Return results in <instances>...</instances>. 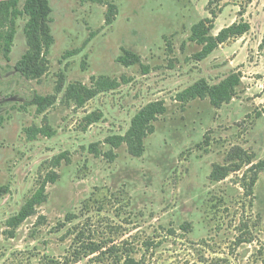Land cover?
<instances>
[{
    "label": "rangeland",
    "instance_id": "1",
    "mask_svg": "<svg viewBox=\"0 0 264 264\" xmlns=\"http://www.w3.org/2000/svg\"><path fill=\"white\" fill-rule=\"evenodd\" d=\"M50 4L55 43L40 81L16 68L28 50L27 16L17 21L9 60L0 45V187H9L0 194V264H123L128 255L144 264H264V168L257 166L264 160V0ZM211 12L214 35L241 20L251 29L196 61L202 47L189 40L191 29ZM123 49L139 55L148 72L120 64ZM233 73L241 85L219 109L208 99L176 100L202 79L217 85ZM60 74L63 92L38 112L33 100L54 95ZM93 76L121 85L83 107L67 103L68 87L91 86ZM159 100L168 110L143 157L126 145L114 162L90 152L95 143L108 151L105 139L124 136L133 117ZM32 127L53 135L30 139ZM62 153L69 161L56 169ZM234 163L241 167L225 179L211 177L214 166ZM51 171L60 177L47 186L48 201L9 227Z\"/></svg>",
    "mask_w": 264,
    "mask_h": 264
},
{
    "label": "trees",
    "instance_id": "2",
    "mask_svg": "<svg viewBox=\"0 0 264 264\" xmlns=\"http://www.w3.org/2000/svg\"><path fill=\"white\" fill-rule=\"evenodd\" d=\"M22 1H24L23 8L20 7ZM114 10V6H110L108 9L107 23L112 22L111 15ZM52 12L50 0H0V45L7 60H9V55L17 35V21L22 16L28 17V21L24 27L28 50L16 64L17 70L27 80L40 81L49 72V55L55 43L51 28ZM211 15L212 18L199 21L191 29L189 40L202 47L193 56V59L196 61L207 59L220 45L231 39L243 37L251 29L250 23L241 20L214 35L212 32L214 30L216 13L211 12ZM117 61L126 67L140 64L144 68V71L148 72V69L142 64L141 57L130 50L123 49L122 55L118 57ZM64 81V75L60 74L54 95L35 97L33 104L37 106L38 112H43L44 109L55 103L56 95L61 94L64 90ZM241 82V76L236 73L231 74L217 85H210L206 80L202 79L180 92L176 100L181 105H186L198 99H208L213 107L219 109L223 105L230 103L236 96ZM120 85L121 81L117 78L93 76L91 78V86L78 83L68 87L65 93V100L67 103L74 102L78 107H83L87 100L92 99L101 92L114 90ZM167 110L166 103L163 100L147 104L133 117L130 128L124 136L114 135L105 139L104 144L109 147L108 151H101L99 149L100 144L95 143L90 146V152L98 157L103 156L108 161L114 162L117 158L116 150L126 145L132 157H143L146 153V139L156 132L155 123L167 113ZM26 135L30 139H35L39 135L51 137L53 133L44 128L32 127L26 129ZM64 161H69L68 153H62L56 157L53 165L57 169L62 166ZM257 166L264 168V160L260 161ZM240 167L241 164L235 163L231 166L216 165L211 173V177L216 181L223 180L232 171L239 170ZM59 177L60 175L57 171L48 173L31 199L21 208L18 214L9 220V227L16 230L34 215L36 209L48 201L47 186L57 183ZM8 188L0 187V194L4 193V191H9ZM69 219H71L70 216H68ZM187 225H183L182 228L186 229ZM92 250L98 251L96 248ZM122 262L123 264H144L142 260H137L130 255L126 256Z\"/></svg>",
    "mask_w": 264,
    "mask_h": 264
}]
</instances>
